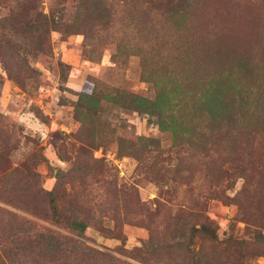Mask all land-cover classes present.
I'll return each mask as SVG.
<instances>
[{"label": "rangeland", "instance_id": "obj_1", "mask_svg": "<svg viewBox=\"0 0 264 264\" xmlns=\"http://www.w3.org/2000/svg\"><path fill=\"white\" fill-rule=\"evenodd\" d=\"M263 87L264 0H0V264H47V231L77 239L51 189L116 258L90 264H264V141L221 144L260 121ZM215 99L228 113L201 135ZM206 217L217 240L190 248Z\"/></svg>", "mask_w": 264, "mask_h": 264}, {"label": "trees", "instance_id": "obj_2", "mask_svg": "<svg viewBox=\"0 0 264 264\" xmlns=\"http://www.w3.org/2000/svg\"><path fill=\"white\" fill-rule=\"evenodd\" d=\"M86 37V34H85ZM264 96V87L260 88ZM219 95V92L216 93ZM145 104L150 108L149 113H153L157 117V122L159 123V129L162 130L164 124L167 120L176 121V114H168V110H165L164 106L158 105L155 101H149L148 98L145 99ZM200 110V107H199ZM201 113L203 114V119L206 122L205 125L201 124L203 121H198L196 124L199 126L200 134L204 136L214 135V132L217 131V128L214 126V121L219 119L223 121V117L228 113L227 105L222 104L221 102H217V99L213 102L208 101L205 104H202ZM257 115H259L260 121L258 123L252 122L251 126L241 125L243 131L247 133V136L244 138H239L237 136V143H234L231 138L225 137L221 140V144L223 147L227 149V155H231L232 148L237 146V155L242 156L243 159L247 157V155L256 147H259V143H263L264 141V108L257 111ZM224 125V124H223ZM195 128V125H194ZM221 128V127H220ZM246 128V129H245ZM238 131V130H237ZM240 134V133H239ZM209 138V137H203ZM146 140L150 144H158L159 140L148 137ZM229 149L231 151H229ZM55 176L57 178H61L60 173L56 172ZM54 189H51L46 192V197L48 199L49 209L51 211L49 217L53 222L57 224H63L68 227L77 237L71 243L66 236L60 234L58 230H52L53 232L47 231L44 235H38V238H42L44 240V250L46 254L45 262L47 264H66L68 262H80L83 264L89 263L91 261L97 260L99 258L105 259L107 261H111L114 258L108 253L101 252L100 250L91 247L85 244L83 238H85V229L88 227V224L83 220H69L68 213L69 211L64 210L65 213H62V209L59 206V202L57 197L54 195ZM109 233V234H108ZM106 235H110V232L107 231ZM197 237L206 241H216L217 236V225L214 221L209 218H204L198 222L197 225L192 226V231L190 232V244L189 247L192 248V244L194 245V238ZM193 239V240H192ZM84 243V244H83ZM33 247L23 249L22 255H25L28 259H31L32 262L35 263V256L37 255H45L44 251L42 254H33Z\"/></svg>", "mask_w": 264, "mask_h": 264}]
</instances>
